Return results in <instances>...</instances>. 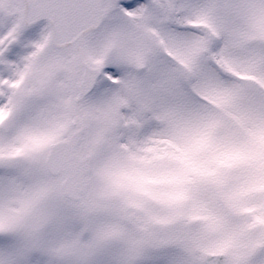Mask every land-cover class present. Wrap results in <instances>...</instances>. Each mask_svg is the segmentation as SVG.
<instances>
[{
  "label": "snow or ice",
  "instance_id": "obj_1",
  "mask_svg": "<svg viewBox=\"0 0 264 264\" xmlns=\"http://www.w3.org/2000/svg\"><path fill=\"white\" fill-rule=\"evenodd\" d=\"M0 264H264V0H0Z\"/></svg>",
  "mask_w": 264,
  "mask_h": 264
}]
</instances>
